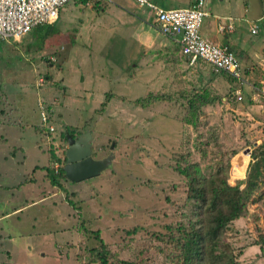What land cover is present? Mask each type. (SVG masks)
Here are the masks:
<instances>
[{
	"label": "rangeland",
	"instance_id": "obj_1",
	"mask_svg": "<svg viewBox=\"0 0 264 264\" xmlns=\"http://www.w3.org/2000/svg\"><path fill=\"white\" fill-rule=\"evenodd\" d=\"M180 1L168 7H184ZM220 1L231 17H246L245 0L212 4ZM96 3L69 4L54 25L35 28L17 43L0 42V264H99L90 252L99 248L95 232L110 252L109 264H182L175 239L186 220L187 187L174 169L177 163H198L206 177L220 170L228 185L236 186L245 179L251 152L264 144L261 35H251L245 22L235 24L234 47H255L248 50L253 55L237 56L249 85L241 87L239 102L232 96L238 85L203 62L176 71L185 61L170 40V46L158 40L145 53L121 32L116 16L111 33L108 1ZM209 20H203L202 37ZM142 24L145 35L159 36L152 25ZM157 62L162 70L190 73L176 79L177 92L153 87ZM201 95L217 101L192 112L189 99ZM39 104L52 111L55 129L43 141L44 132L35 133L42 127ZM66 129L76 135L89 131L94 159L108 154L113 159L96 178L59 180L61 192L41 168L48 165L47 152L63 166ZM259 179L264 192V170ZM261 204L249 203L246 216L226 229L221 247L227 261L264 264L256 245L264 233Z\"/></svg>",
	"mask_w": 264,
	"mask_h": 264
},
{
	"label": "trees",
	"instance_id": "obj_2",
	"mask_svg": "<svg viewBox=\"0 0 264 264\" xmlns=\"http://www.w3.org/2000/svg\"><path fill=\"white\" fill-rule=\"evenodd\" d=\"M261 1L264 3V0ZM47 35L48 33L42 34L43 39ZM175 46L180 51L179 46ZM199 61L203 62L201 60L197 62ZM205 64L208 66L207 63ZM209 68L215 75L223 74L215 72L211 67ZM232 82L234 83L233 80ZM215 101H217L215 98H207L205 96L196 98L195 96V98H190L188 101V103L190 102L189 109L193 112L198 108L211 105ZM48 117L49 121H51V114ZM41 132H44L43 138L41 137V141H43L49 133L48 131L45 132L43 127L35 128L36 134L39 135ZM71 132L66 129V132L62 134L65 143H67L66 135L69 134L73 137ZM63 154L65 159V151ZM47 157L48 165L41 168L45 173V180L52 188L57 187L62 192L63 189H61L59 180H67L63 166H60V159L53 153L47 152ZM250 157L251 161L248 162L245 179L236 186L228 185L220 170L206 177L202 174L198 163L184 162V165L177 163L174 169L179 176L185 179L187 187V197L184 204L187 212L183 215V218H186V223L183 222V226L181 224L177 227V231L180 234L175 239V243L178 244L180 250V262L182 264H234L231 259L227 261L225 250L222 249L223 246L221 247L226 229L233 221L246 216L249 203L253 204L261 201V205H264V192L260 191L261 182L259 179V174L264 170V144L254 148ZM56 164H59L57 168H55ZM230 179L232 182L236 181L231 176ZM69 202L71 201L69 200ZM168 229L171 228L168 227ZM95 239L99 243V248L90 250L92 256L99 264H109L108 256L110 252L96 232ZM256 245L264 256V233L259 235Z\"/></svg>",
	"mask_w": 264,
	"mask_h": 264
},
{
	"label": "built area",
	"instance_id": "obj_3",
	"mask_svg": "<svg viewBox=\"0 0 264 264\" xmlns=\"http://www.w3.org/2000/svg\"><path fill=\"white\" fill-rule=\"evenodd\" d=\"M75 1L77 0H0V42H20L36 27L54 25L63 8ZM134 1L148 11L152 27L158 34L179 46L180 54L189 65L194 66L201 60L215 72L226 74L238 85L232 96L239 102L243 99L241 87L248 83L243 80L239 59L228 45L210 43L200 34L203 20L210 16L206 9L207 0H195L188 7L174 9H166L150 0ZM88 4L89 0H85V5ZM263 19L261 17L258 23ZM233 21V18H223L217 26L218 34L225 36L234 33ZM258 28L255 23L250 29L251 35L255 36ZM39 110L42 127L49 134L54 133L55 129L50 125L48 117L52 111L41 104Z\"/></svg>",
	"mask_w": 264,
	"mask_h": 264
},
{
	"label": "crops",
	"instance_id": "obj_4",
	"mask_svg": "<svg viewBox=\"0 0 264 264\" xmlns=\"http://www.w3.org/2000/svg\"><path fill=\"white\" fill-rule=\"evenodd\" d=\"M129 1H134V0H126L127 3H124V4L119 3L117 0H108V5L105 6V9H106L105 10V14L108 13V14L111 15V17L108 19V25H107L109 31L111 33L114 32L113 28L111 26H109V25L112 24L111 22H113L114 17L116 16V18L118 19V21L121 24V28H122L121 32L123 34H126V35H129L131 37H134L136 42H137V44H140V46L146 48L145 49L146 50L145 53L148 50L151 49L152 45H153V48L157 47L156 46V42H158V40H163V41L165 40L166 42L164 41V43H169L168 46H170L169 40L167 38L161 36L160 34H158V32H157V34L159 36H154L153 35V39L150 38L148 35L144 34L145 26H143L142 22H144L146 24H150V26H151L152 25L151 17L149 15L148 11H145L144 9L139 7L137 3H136L137 6H130V5H133L134 2L132 4H129L130 3ZM150 1H152L153 3H155L158 6L166 8V9H174L173 7L169 8L168 6H172L173 4H177V2L180 1V0H150ZM193 1L194 0L180 1V2H183L185 4V6L184 7H179V8L188 7V6H190L193 3ZM82 2H83V4H82ZM93 2H95V3H93ZM96 2H99V0H89V4L88 5H85V0H77L76 2H73V3H80V5H84V6H87V7L91 8L93 6H98L99 5ZM244 2H245L244 3V6H245L244 7V13L247 14V15L244 18L238 19V18L231 17V15H229L230 14V9L227 8V6L225 7L224 1H220V3H218L216 5V2H215V4H212V0H207L206 9H207V11H208V13L210 15L207 18H211V20L206 22L205 30L202 32L203 37L206 40H208V42L213 43V44H218V45H228L231 48V50L235 53V55L239 56L240 58H242L244 56L243 55L244 53H245V55L252 54L253 52L248 51V50H252L255 47L250 48L251 46H249L248 48H246V46H243V45H237L236 47H234V45H233L234 43L232 41V35L236 34L237 31L235 33H232V34H226L225 36H222V35L218 34L217 26L221 23V20L223 18L224 19L225 18H233L234 27H235V24L237 22H242V23L245 22V24L247 25V28H248V30L250 32L251 27L255 23L256 24H260L261 23L262 25L259 26L258 34L256 36L261 35V39H264L263 34H262V32H264V21H261V22L258 23V20L262 16H264V3L262 1H258L257 2L256 0H253L252 1L253 2V7H252V10L250 12V10H249L250 1L246 3V0H245ZM130 7H136L137 10L140 11V13H137L135 11V9H134L133 13H131L129 10L132 9V8H130ZM222 10H224V11H222ZM248 14H250V16ZM153 30H155L154 27H153ZM258 40H260V39L258 38ZM240 41H243V40H240ZM238 46H241V47H238ZM257 46H258V44H257ZM260 46L261 47H258V49L261 50V49L264 48V45H260ZM172 52H174V51H172ZM177 52H178L177 55H178V57L180 59L182 57L181 54H180V51H177ZM107 55L109 56L108 53H107ZM252 55H251V57H252ZM184 61H185L184 65L176 64L174 69H176V71H180V69H179V67H180L181 69H184L183 71H185V70L189 71L190 69L191 70L193 69L192 67H196V65H194V66L189 65L186 62L185 58H184ZM159 63L160 62H157V63L153 64V71L156 70L154 72L157 73V74H153V87L155 86L154 88H156V86L157 87L158 86H161V87L165 86V88H162V90L165 89V92H169L170 94H172L173 91L174 92L176 91L175 90L176 89L175 86H179L177 84L176 79L177 80L179 79V81H180V79H185V75L189 76L190 73H187L184 76H182L183 74L180 75V74H177L174 71L173 72H169L168 70H173L172 67L169 68V65H168V68H169L168 70L166 68L164 70H162L164 67H161V65H159ZM172 65H174V64H172ZM183 71H180V72H183ZM201 72H202V70H201ZM168 74H171V75H168ZM160 77H161V81L158 84L155 85L156 81H159ZM197 77H198V79L202 78V76L200 75L199 72L197 74ZM180 91H181V89H180ZM153 92H155V91H153ZM170 94H168L169 96H167V98H171ZM180 96L182 98H186V96H183L181 94H180ZM201 96H203V95H201Z\"/></svg>",
	"mask_w": 264,
	"mask_h": 264
},
{
	"label": "water",
	"instance_id": "obj_5",
	"mask_svg": "<svg viewBox=\"0 0 264 264\" xmlns=\"http://www.w3.org/2000/svg\"><path fill=\"white\" fill-rule=\"evenodd\" d=\"M68 148L65 152V165L63 171L65 178L71 183H80L85 180L96 178L108 167L113 159L108 156L101 160H94L91 157V133H86L77 140L66 135ZM114 147L111 145L110 150ZM247 149L244 154H249Z\"/></svg>",
	"mask_w": 264,
	"mask_h": 264
},
{
	"label": "flooded vegetation",
	"instance_id": "obj_6",
	"mask_svg": "<svg viewBox=\"0 0 264 264\" xmlns=\"http://www.w3.org/2000/svg\"><path fill=\"white\" fill-rule=\"evenodd\" d=\"M65 132H66V130H65L63 133H65ZM88 132H89V131L85 130L84 132H81V133L78 134V135H76L75 133L71 132L73 137H71L69 134H68V135H69L71 138L77 140L79 137H81L82 135H84V134H86V133H88ZM89 133H90V132H89ZM90 143H91V141H90ZM67 145H68V143H67ZM67 148H68V147H67ZM66 150H67V149H66ZM91 151H92V146H91ZM65 152H66V151H65ZM108 156H109V154H108L107 156L101 158V159H104V158H106V157H108ZM91 157L94 159L93 151H92ZM101 159H94V160H101ZM64 165H65V159H64V162H63V168H64Z\"/></svg>",
	"mask_w": 264,
	"mask_h": 264
}]
</instances>
